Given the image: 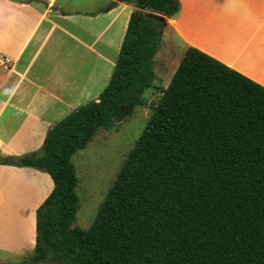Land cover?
Returning <instances> with one entry per match:
<instances>
[{
  "label": "trees",
  "instance_id": "1",
  "mask_svg": "<svg viewBox=\"0 0 264 264\" xmlns=\"http://www.w3.org/2000/svg\"><path fill=\"white\" fill-rule=\"evenodd\" d=\"M117 2L133 10L99 95L53 123L37 150L0 154L1 164L53 180L34 213L32 254L0 264H264V86L194 46L160 88L90 225H72V156L144 104L165 18L180 8L179 0H109L99 11Z\"/></svg>",
  "mask_w": 264,
  "mask_h": 264
},
{
  "label": "crops",
  "instance_id": "2",
  "mask_svg": "<svg viewBox=\"0 0 264 264\" xmlns=\"http://www.w3.org/2000/svg\"><path fill=\"white\" fill-rule=\"evenodd\" d=\"M108 1L0 0V55L10 64L0 70V154L37 150L53 123L108 83L133 10L117 2L99 11ZM179 3L169 31L218 30L223 44H237L231 52L177 35L181 49L197 47L264 86V0ZM52 188L46 171L0 163V254H32L34 213Z\"/></svg>",
  "mask_w": 264,
  "mask_h": 264
},
{
  "label": "rangeland",
  "instance_id": "3",
  "mask_svg": "<svg viewBox=\"0 0 264 264\" xmlns=\"http://www.w3.org/2000/svg\"><path fill=\"white\" fill-rule=\"evenodd\" d=\"M164 27L161 29L160 43L153 58V69L156 75L154 87L144 92V104L136 106L130 115L115 119L110 128H99L87 145L72 156L71 160L78 177L76 192L79 198V207L72 223L73 226L87 228L90 225L129 149L144 127L151 111L150 106L157 103L160 88L168 84L184 53V48L181 49L183 43L177 35L184 41L216 44L217 48H229L231 52L237 47V44H223L221 42L223 33L218 30L214 32L203 29L187 32L181 30L175 35L166 27V18ZM244 57H247L246 53ZM238 64L250 71V68L243 62L238 61ZM1 69L6 70L0 66ZM27 257L29 256L0 254V263L21 262ZM39 264L59 263L47 260Z\"/></svg>",
  "mask_w": 264,
  "mask_h": 264
},
{
  "label": "water",
  "instance_id": "4",
  "mask_svg": "<svg viewBox=\"0 0 264 264\" xmlns=\"http://www.w3.org/2000/svg\"><path fill=\"white\" fill-rule=\"evenodd\" d=\"M44 4L46 5V3L44 2ZM152 13L150 12H144V16L145 17H149L151 19H154V20H160V19H164V16L162 13L160 12H157L155 10H151Z\"/></svg>",
  "mask_w": 264,
  "mask_h": 264
},
{
  "label": "built area",
  "instance_id": "5",
  "mask_svg": "<svg viewBox=\"0 0 264 264\" xmlns=\"http://www.w3.org/2000/svg\"><path fill=\"white\" fill-rule=\"evenodd\" d=\"M0 66H2L4 69H8L10 66L9 58L4 55H0Z\"/></svg>",
  "mask_w": 264,
  "mask_h": 264
}]
</instances>
